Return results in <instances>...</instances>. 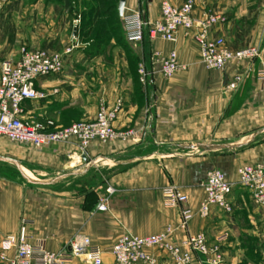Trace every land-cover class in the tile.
<instances>
[{"label":"crops","instance_id":"crops-1","mask_svg":"<svg viewBox=\"0 0 264 264\" xmlns=\"http://www.w3.org/2000/svg\"><path fill=\"white\" fill-rule=\"evenodd\" d=\"M15 1L9 0L6 8L12 11ZM71 1L74 17L81 20L85 11L81 0ZM163 1L179 6L184 0H124L123 10H139L147 28L159 18ZM193 1L196 17L206 11L221 17L211 34L222 37L229 49L253 46L264 57L261 0ZM27 4L46 14L61 8L54 0ZM103 18L100 11L92 27L100 28L97 39L103 49L97 53L86 49L91 38L79 29L81 21L76 27L73 24L75 49L65 55L60 73L38 80L37 89L50 95L25 102L23 118L49 127L91 121L103 99L109 107H117L115 129L129 134L94 140L85 148L74 138L39 148L0 145V157L18 162L32 180L26 181L12 163L0 160L6 170L0 171V241L16 234L24 220L28 232L42 240L46 249L58 251L74 236L83 235L104 251L103 264H112L109 250L121 235H151L170 226L175 242L198 232L210 243L224 237L219 244L222 264H240L242 253L255 245L264 247V221L249 194L234 187L229 197L231 213L213 207L207 218H201L198 207L211 168L221 169L227 180L236 182L240 165L264 167V82L255 77L258 60L206 68L199 61L192 33L182 29L176 31L174 41L149 37L145 31L142 41L127 52L104 36ZM15 23L7 13L0 15V60L15 61L19 56V40L5 33L7 25ZM171 50L185 69L164 77L159 62ZM131 62L145 65V83L138 81ZM237 75L239 80L229 86ZM54 89L57 92L51 94ZM6 165L20 179L8 177ZM169 184L187 196L183 206L192 211V218L186 228L180 227L179 208L162 203V190ZM108 187L111 194H106ZM105 196L107 209L96 210ZM158 260L169 264L162 255Z\"/></svg>","mask_w":264,"mask_h":264},{"label":"built area","instance_id":"built-area-1","mask_svg":"<svg viewBox=\"0 0 264 264\" xmlns=\"http://www.w3.org/2000/svg\"><path fill=\"white\" fill-rule=\"evenodd\" d=\"M261 2L264 6V0ZM120 16L124 23V36L128 42H141L145 31L149 37L174 41L176 31L182 29L185 33H192L199 61L206 68L221 69L231 61H246L251 64L257 59L255 77L258 81L264 82V57L260 56L259 49L253 46L229 49L222 37L211 34L212 27L221 20V17L208 11L196 17L193 0H184L179 6L163 1L160 4L159 18L147 25V28L139 11L130 10V13H127L122 10ZM79 22L80 17L77 16L73 20L74 26L76 27ZM70 52V48L58 53L22 46L15 61L0 60V137L35 148L67 142L74 138L81 148H85L94 140L104 142L129 134L115 129L117 107H109L103 99L99 100L95 117L91 121L73 122L63 127H49L23 118L25 102L41 101L50 95L37 89L38 80L60 73L64 66V56ZM183 69L185 66L178 61L174 50L160 60L158 68L164 77H169ZM137 72L139 81L145 83L147 70L143 63L139 65ZM238 80L237 75L229 86H234ZM56 92L57 90L54 89L51 94ZM237 172L238 181L231 182L219 168H211L207 171L202 184L204 198L198 208V215L201 218L208 217L213 207L230 213L232 206L229 197L235 186H242L250 192L253 203L264 217V167L261 164H246ZM111 193L112 189L108 187L106 194ZM162 195V203L165 207L179 208L180 227L185 228L192 218L191 210L183 206L187 196L173 184L165 186ZM106 209L107 196L102 197L96 205L98 211ZM172 232V227L166 226L160 232L151 235L137 236L129 233L121 235L109 250L113 264H159V255L164 256L171 264L220 262L219 244L224 237L217 238L213 246L207 243L202 233L187 235L182 241L175 242L172 240ZM103 254L104 251L99 245L83 235L74 236L58 251H50L46 249L42 240L28 233L24 220L20 222L16 234L7 235L0 241V261L6 264H68L75 259L83 264H103ZM210 254L213 255L212 258H209ZM200 255L204 259L200 260L197 257Z\"/></svg>","mask_w":264,"mask_h":264},{"label":"rangeland","instance_id":"rangeland-1","mask_svg":"<svg viewBox=\"0 0 264 264\" xmlns=\"http://www.w3.org/2000/svg\"><path fill=\"white\" fill-rule=\"evenodd\" d=\"M8 1L9 0H0L1 5H2V10L0 11V15L7 13V15H9L12 19L16 21L13 27H10L9 25H7L8 28L5 29V33L7 31L8 35L7 33L6 35L9 38L11 39L17 38L19 40L17 48L20 49V47L22 46H25L31 49L42 48V49H46L51 52H58V53H63L67 48H70L71 51L75 49L76 42L74 41L73 38H71V33L73 29V19L75 18L73 12H75L76 8L72 1L70 2V0H54L55 3L61 4V8L56 9L57 11L53 9L52 12L48 14H46L43 10L41 12V11L36 10L35 8H32V6H29V7L26 6L27 3H31V4L35 3L36 0H16L14 4V9L12 11L6 8L8 5ZM98 2L100 4L101 14L106 13L107 15L103 18V20H101L103 25L106 26V29L104 30L105 33H103L104 36L108 37L109 40L112 41L111 45H114L118 47L119 49L122 48L127 52L130 51L131 48L133 47L132 44H137L138 42L136 43L128 42L124 36V23L121 19V16L118 15V10H117L118 0H98ZM22 3L25 5L21 6ZM81 3H82V0H81ZM62 4H65V6H62ZM261 5H262V2H261ZM130 10L139 11L137 9L136 10L129 9V10H126V12L130 13ZM49 36L50 37L52 36V38H50ZM54 40L55 42L53 43ZM131 63H132L133 68H135L134 72L136 73V78L139 81V74L137 70L141 62H137L135 64H133V62ZM113 76L117 77L115 75H111V77ZM78 121L80 120H76V122ZM81 121H86V120H81ZM15 143L16 142H12L5 137H0V145L3 148H6L7 145L15 144ZM246 164H252V163L242 164L238 167V169L241 166L246 165ZM253 164H260V163H253ZM6 167H8L9 169L6 173V174H9L7 175L8 177L20 179L19 175L13 169L12 166L6 165ZM4 169L5 168H2V166H0V171L2 172L6 171ZM237 175H238V172H237ZM241 188L244 189L251 198L250 192L242 186ZM251 201H252V198H251ZM254 206L260 212L261 217L264 221L262 212L255 204ZM199 233H202V232H198L196 234H199ZM29 234L31 235V233ZM206 241L209 245L214 246L217 240L210 243L208 242V239L206 238ZM219 250H220L221 260L219 263L217 262L215 264H222L224 262V254H223L221 247ZM200 257L201 259H204L203 256L200 255ZM212 257L213 255L210 254L209 258H212ZM81 263L79 262V264ZM0 264H6V263L0 261ZM169 264L171 263L169 262ZM240 264H264V247L262 245L261 246L255 245L254 247H251V250L247 252L245 251L244 253H242V261L240 262Z\"/></svg>","mask_w":264,"mask_h":264},{"label":"trees","instance_id":"trees-1","mask_svg":"<svg viewBox=\"0 0 264 264\" xmlns=\"http://www.w3.org/2000/svg\"><path fill=\"white\" fill-rule=\"evenodd\" d=\"M82 5L85 8V11L82 12L79 29L85 36H89L91 38L86 46V49L96 53L100 52L103 49L102 41L97 39V33L100 31V28L97 30L92 28L100 19V4L98 0H82ZM102 16L105 17L107 15L106 13H102Z\"/></svg>","mask_w":264,"mask_h":264},{"label":"water","instance_id":"water-1","mask_svg":"<svg viewBox=\"0 0 264 264\" xmlns=\"http://www.w3.org/2000/svg\"><path fill=\"white\" fill-rule=\"evenodd\" d=\"M123 6H124V0H119L118 5H117L119 15H121V13H122ZM0 160L9 161L10 163H12L15 166V168L17 169V171L19 172V174L21 175V177L23 179H25L26 181H32L28 176L25 175V173L22 171L20 165L15 160L2 158V157H0Z\"/></svg>","mask_w":264,"mask_h":264}]
</instances>
